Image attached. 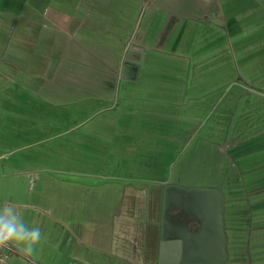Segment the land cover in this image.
Returning a JSON list of instances; mask_svg holds the SVG:
<instances>
[{
  "label": "crops",
  "instance_id": "obj_1",
  "mask_svg": "<svg viewBox=\"0 0 264 264\" xmlns=\"http://www.w3.org/2000/svg\"><path fill=\"white\" fill-rule=\"evenodd\" d=\"M166 186L264 264V0H0V204L42 231L8 264H158Z\"/></svg>",
  "mask_w": 264,
  "mask_h": 264
},
{
  "label": "water",
  "instance_id": "obj_2",
  "mask_svg": "<svg viewBox=\"0 0 264 264\" xmlns=\"http://www.w3.org/2000/svg\"><path fill=\"white\" fill-rule=\"evenodd\" d=\"M222 208L218 190L164 187L158 264L225 263Z\"/></svg>",
  "mask_w": 264,
  "mask_h": 264
},
{
  "label": "clouds",
  "instance_id": "obj_3",
  "mask_svg": "<svg viewBox=\"0 0 264 264\" xmlns=\"http://www.w3.org/2000/svg\"><path fill=\"white\" fill-rule=\"evenodd\" d=\"M41 239V228L30 226L21 208L7 202L0 204V248H15L28 258L34 255Z\"/></svg>",
  "mask_w": 264,
  "mask_h": 264
},
{
  "label": "built area",
  "instance_id": "obj_4",
  "mask_svg": "<svg viewBox=\"0 0 264 264\" xmlns=\"http://www.w3.org/2000/svg\"><path fill=\"white\" fill-rule=\"evenodd\" d=\"M14 252L13 248H0V264H8L9 256Z\"/></svg>",
  "mask_w": 264,
  "mask_h": 264
},
{
  "label": "rangeland",
  "instance_id": "obj_5",
  "mask_svg": "<svg viewBox=\"0 0 264 264\" xmlns=\"http://www.w3.org/2000/svg\"><path fill=\"white\" fill-rule=\"evenodd\" d=\"M83 131V130H82ZM152 176H154V175H152ZM157 176V175H156Z\"/></svg>",
  "mask_w": 264,
  "mask_h": 264
}]
</instances>
